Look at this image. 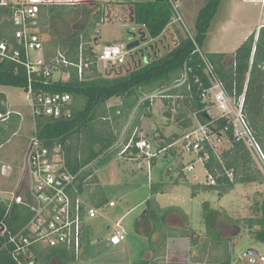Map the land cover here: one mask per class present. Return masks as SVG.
Listing matches in <instances>:
<instances>
[{
    "label": "rangeland",
    "instance_id": "obj_1",
    "mask_svg": "<svg viewBox=\"0 0 264 264\" xmlns=\"http://www.w3.org/2000/svg\"><path fill=\"white\" fill-rule=\"evenodd\" d=\"M95 1H97L96 5L91 8H93L94 17L99 21L92 29L90 40L96 52H101L105 46L126 47L131 42L144 38L145 29L130 21L126 4L115 3V1L126 0ZM133 1L153 2L155 0ZM209 1L172 0L180 17L192 33L199 11ZM107 2L110 4H105ZM108 5L115 6L117 9L106 12L105 8ZM65 17L69 22L67 27H70L72 24L70 18L73 17V13ZM174 17H176L175 13L172 20ZM52 26L62 36L67 32V27L58 21ZM262 27H264V0H220L218 11L206 33L201 50L204 54H225L224 64L227 65L232 61L236 49L250 35L253 34L256 39ZM184 30L179 22H171L163 34L153 41L156 43L158 54L164 53L165 49L174 47L184 39L186 37ZM42 37L45 47H48L50 37L47 34H43ZM143 42H147V39ZM140 48L128 54L123 67L128 66L130 70L135 67L136 64L130 61V55L137 54L139 63L147 62L140 53ZM106 65L104 62H97L96 71L99 76L114 77L126 73V69L122 66L107 67ZM1 92L5 94L10 107L21 111L25 118L23 123L17 117H12L11 120H17V124L16 121L14 123L11 120L0 124V127L8 130L7 137L0 146V199L10 200L24 166V151L32 135V123L29 120L27 103L23 99V89L4 88ZM156 94L145 95L138 103L145 99H153V104L147 110L150 116L142 118L138 127H131V120L137 117L135 108L122 127L119 139L125 134L130 137L133 135L145 137L156 150L162 149L164 144L171 140L172 147L163 152L154 164L151 162L150 167L145 161L131 160L128 156L118 155L97 170L95 174L97 184L101 187L107 204L114 202L115 206L109 207L106 204L103 208H96V217L86 222L88 234H90L87 248L83 247L82 253L66 264H213L217 257L222 255L223 247H213L206 236L202 219V204L205 202L218 212L216 230L229 247L231 264H241L242 254L249 249L264 256V244L256 241L251 234L254 229L250 230L245 225L246 220L258 216L256 205L264 195L263 165L250 154L252 164L248 171L257 178L255 182L235 184L231 191L222 195L218 191L207 190L202 165L197 162L193 153L183 150L179 142L188 131L181 126V121L177 118L181 98L166 95L161 97L162 95ZM163 98H169V102L165 104ZM112 104L120 105L121 101L112 99L108 105L112 106ZM168 110L171 115L169 118L164 114ZM188 117L194 124V112ZM222 146L227 150L230 144L224 142ZM193 163H195L194 171L184 173V168ZM241 176L240 172L239 177ZM153 185H161L160 194L151 196L150 188ZM96 196L85 194L82 199L87 201L89 206L96 207L94 204ZM157 207L179 208L186 219L184 220L181 214L173 212L169 216L166 215L162 229L155 230V225H162V223L160 220L156 222L150 210ZM147 210L148 215L142 218V214ZM121 218V227L126 233V239L119 245H111L109 237L116 221ZM2 221L8 227L10 216L5 215ZM160 231L169 235L166 240L164 239V245ZM182 231L189 233L192 231V235L200 243H206L207 247L202 254L197 248L189 245L188 239L181 236ZM210 261L212 263H209Z\"/></svg>",
    "mask_w": 264,
    "mask_h": 264
},
{
    "label": "trees",
    "instance_id": "obj_2",
    "mask_svg": "<svg viewBox=\"0 0 264 264\" xmlns=\"http://www.w3.org/2000/svg\"><path fill=\"white\" fill-rule=\"evenodd\" d=\"M220 0H210L200 11L195 20L193 38L202 48L203 42L211 22L215 17ZM59 7V8H58ZM82 7L81 9H73ZM70 18L71 26L65 16ZM11 14L9 8L0 7V40H12L13 27L6 19ZM93 8L72 5L46 4L39 7L40 31L47 34L50 39L45 50V56H52L57 50L63 52L72 63L78 61V49L83 44L84 59L87 60L89 69L85 71L83 78L79 79L74 68H69L70 78L67 82H56L52 85H44L40 82L34 84L35 89H44L49 92L68 93L72 99V116L70 119L42 118L37 120L38 135L49 146L61 147L66 168L69 173L77 174L76 194H90L94 197L96 208L107 204V199L97 184L96 172L119 155L121 148L128 142L130 136H125L119 141L122 127L129 120L130 114L136 108L137 117L131 120V127H138L140 120L150 116L147 112L153 104V99L139 101L145 95H152L167 90L166 96L181 98V107L178 108L177 118L184 129L192 125L189 114L198 112L200 118L205 115L200 94L203 89L210 87V81L204 73L205 64L199 54L193 53L195 46L191 38L185 37L177 45L165 49L158 54L157 49L150 53L147 63H139L136 56V65L130 70L128 66L124 75L114 77H101L97 74V60L93 54L94 45L90 37L98 18L94 17ZM93 15V16H92ZM92 17V19H90ZM173 9L170 0H155L153 2L134 3L131 10V21L135 25L145 29L144 38L154 41L159 38L167 26L172 22ZM96 19V20H95ZM60 22L67 27L64 36L54 30L53 23ZM208 62L213 66L217 77L224 88L231 93L235 88L237 94L245 91V114L252 127L255 137L264 150V27L260 28L257 38L250 35L234 53L232 61L225 65V54H204ZM184 69L187 70V81L181 86H176ZM27 85L26 73L23 66L11 61L0 63V88H24ZM112 99H119L120 105L109 106ZM164 103L169 98H163ZM6 96L0 93V103L6 102ZM4 110V106L0 107ZM166 117H170V111H166ZM18 119V118H17ZM16 121L17 120H11ZM15 125V124H13ZM12 127V126H11ZM10 127V129H11ZM8 130L0 127V146L7 137ZM177 137V136H176ZM137 140V137L134 138ZM171 140L164 147L171 144ZM135 154L136 150L133 149ZM156 159H152L155 163ZM223 164L227 170L233 173L232 180L228 179L214 157L206 163L208 171L216 177V184L206 186L209 191H218L226 194L234 188L235 184H245L256 181L253 173L249 172L252 164L250 152L243 143L231 142L230 147L222 153ZM242 174L239 177V174ZM95 187H91L92 185ZM161 185H153L150 188L151 196L160 194ZM19 192H23L20 188ZM8 200L0 199V223L6 214ZM156 222L160 220L162 225H155V230H161L166 219L173 212L186 216L179 208L157 207L150 210ZM256 218L245 221L252 237L264 244V195L256 205ZM148 210L146 211V216ZM8 216L10 221L8 229L15 232L29 219L28 210L20 205H14ZM7 216V217H8ZM145 216V217H146ZM218 212L210 208L208 203L202 204V219L206 228V236L213 247L222 246L223 253L217 257L213 264H231V253L225 241L216 230ZM161 232V231H160ZM191 233L182 231L181 236L189 240V245L197 248L202 254L206 249V243H200ZM162 235V244L166 237ZM165 239V240H164ZM90 234H86L83 247L87 248ZM4 239L0 236V264H15L11 259L9 250L3 247ZM33 253L39 264H66L75 260L77 256L62 247H41L35 245ZM209 263H212L211 261Z\"/></svg>",
    "mask_w": 264,
    "mask_h": 264
},
{
    "label": "built area",
    "instance_id": "obj_3",
    "mask_svg": "<svg viewBox=\"0 0 264 264\" xmlns=\"http://www.w3.org/2000/svg\"><path fill=\"white\" fill-rule=\"evenodd\" d=\"M52 2L53 0L21 2L0 0V7L9 8L11 11L6 19L13 27L12 40H0V63L11 61L24 67L27 85L23 88V99L27 103L29 120L32 123V135L24 151V166L16 190L11 193V198L6 203L5 214L7 217L14 205H20L28 210L29 219L15 232L9 230L4 221L0 223V236L4 239L3 247L9 250L15 264H38L32 249L35 245L66 248L79 256L88 233L86 222L95 218L97 214L96 207L89 206L87 201L82 199L83 195L76 194L78 175L68 172L61 147L47 145L38 135V119L71 118L72 99L68 93L35 89L34 84L65 83L70 78L69 68H74L78 78L82 79L90 65L84 59L83 44L79 46L76 63L69 61L60 50L50 57L45 56L46 47L40 31L39 7ZM170 3L176 16L172 23L179 22L185 29L186 37L193 41L195 46L193 53L199 54L202 58L205 64L204 73L210 81V87L203 89L200 94L205 115L200 118L199 113L194 112V124L192 122L191 127L179 141L182 149L196 156L197 162L204 169L208 186L216 184V177L206 167V163L212 157L221 165L223 174L230 180L233 178V173L223 164L224 142L243 143L250 154L264 167V152L244 110L246 88L239 95L235 88L231 93L224 88L172 0ZM130 53L131 51L125 46L117 45L105 46L101 52L93 50L97 62H104L107 67L122 66ZM135 56L130 55L132 64H136ZM187 77V70L184 69L176 86L185 84ZM2 89L0 88V93ZM166 91H160L156 95L165 97ZM1 106H4V110L0 108V124L9 122L12 117H17L22 123L25 121L23 113L10 107L7 100L0 103ZM135 137V135L130 137L119 151V155L128 156L131 160L145 161L148 167L151 166L152 159H157L172 147L170 144L168 147L156 150L145 137H137V140L134 139ZM133 149L136 150L135 154L132 153ZM194 164L184 168V173L193 172ZM20 188L23 189L21 193ZM107 205L115 206L114 202H109ZM121 221L122 218L116 221L109 237L111 245H119L126 239ZM240 260L241 264H264L263 255H249L247 251L242 254Z\"/></svg>",
    "mask_w": 264,
    "mask_h": 264
},
{
    "label": "crops",
    "instance_id": "obj_4",
    "mask_svg": "<svg viewBox=\"0 0 264 264\" xmlns=\"http://www.w3.org/2000/svg\"><path fill=\"white\" fill-rule=\"evenodd\" d=\"M17 2H21L23 0H15ZM96 2L95 0H60V1H57V0H53L52 4H57V5H62V4H65V5H72V6H84V7H90L91 6H95L96 5ZM112 3V2H111ZM116 4H126V9L128 11V15H129V18H130V21H131V10H132V4L134 3H137L136 1H133V0H126L124 2H121V1H115ZM105 4H110L109 2L105 3ZM105 7V5H104ZM102 6V8H104ZM108 7V8H107ZM114 9H117L115 6H106L105 10L106 12L111 10V11H114ZM132 22V21H131ZM97 43L99 42L98 40H95ZM112 105H117V104H112Z\"/></svg>",
    "mask_w": 264,
    "mask_h": 264
},
{
    "label": "water",
    "instance_id": "obj_5",
    "mask_svg": "<svg viewBox=\"0 0 264 264\" xmlns=\"http://www.w3.org/2000/svg\"><path fill=\"white\" fill-rule=\"evenodd\" d=\"M143 38H141V39H139V40H136V41H134V42H131L130 44H128L127 46H126V49L128 50V51H133V50H135V49H138V48H140L141 49V54H142V56H143V58L144 59H147V60H150L149 59V55H150V53L151 52H153L154 50H156L157 49V47H156V43H148V41L147 42H143ZM137 55V54H136ZM147 63V62H146ZM146 216V212H144L143 214H142V218L143 217H145ZM247 253L249 254V255H256V254H258V252L257 251H255V250H252V249H249V250H247Z\"/></svg>",
    "mask_w": 264,
    "mask_h": 264
}]
</instances>
